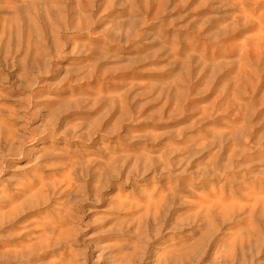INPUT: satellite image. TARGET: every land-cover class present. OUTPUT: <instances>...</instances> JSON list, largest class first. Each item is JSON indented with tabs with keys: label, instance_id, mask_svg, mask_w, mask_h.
Segmentation results:
<instances>
[{
	"label": "rangeland",
	"instance_id": "374dc122",
	"mask_svg": "<svg viewBox=\"0 0 264 264\" xmlns=\"http://www.w3.org/2000/svg\"><path fill=\"white\" fill-rule=\"evenodd\" d=\"M78 1L0 0V264H264V0Z\"/></svg>",
	"mask_w": 264,
	"mask_h": 264
},
{
	"label": "bare ground",
	"instance_id": "6f19581e",
	"mask_svg": "<svg viewBox=\"0 0 264 264\" xmlns=\"http://www.w3.org/2000/svg\"><path fill=\"white\" fill-rule=\"evenodd\" d=\"M49 1H50V0H49ZM51 1H52V0H51ZM240 1H241V0H239V2H240ZM83 2L88 3L87 0H79V1H78V4H77L76 7H78V6H79V7H80V6H83V4H84ZM262 2H263V1H262ZM263 4H264V3H263ZM252 5H253V4H252ZM86 6H88V5H86ZM86 6H85V7H86ZM257 6H258V5H257ZM20 8H22V7H20ZM81 8H82V7H81ZM1 9H2V7H1ZM1 9H0V11H2ZM8 9H9V8H8ZM263 9H264V6H263ZM4 10H5V9H4ZM11 10H12V9H11ZM246 10H247V9H246ZM246 10H244V11H246ZM7 11H8V10H7ZM76 11H77V10H76ZM258 11H260V10H258ZM0 13H1V12H0ZM10 13H11V12H10ZM255 13H256V12H255ZM242 14H243V13H242ZM260 14H261V13H260ZM77 15H78V14H77ZM262 15H263V14H262ZM262 15H261V16H262ZM242 18H243V17H242ZM245 18L247 19V17H245ZM38 19H39V18H38ZM257 20H258V19H257ZM262 20H264V19H262ZM261 23H263V22H261ZM261 23H260V24H261ZM261 25H262V24H261ZM261 28H262V30L264 29L263 26H261ZM260 32H262V31H260ZM260 32H258V33H260ZM260 34H261V33H260ZM259 36H260V35H258V37H259ZM263 36H264V35H263ZM247 37H248V36H247ZM262 39H263V38H262ZM262 41H263V40H262ZM239 45H240V44H239ZM257 45H258V44H257ZM251 48H252V47H251ZM255 48H257V47H255ZM246 49H247V48H246ZM240 55H241V54H240ZM243 56H244V55H242V57H243ZM261 59H262V58H261ZM253 62H254V61H253ZM256 62H257V61H256ZM245 65H246V64H245ZM245 69H246V68H245ZM75 101H76V100H75ZM67 103H68V102H67ZM104 103H105V102H104ZM60 106H61V105H60ZM93 106H94V105H93ZM94 107H95V106H94ZM110 109H111V108H110ZM122 110H123V109H122ZM104 114H107V113H104ZM121 114H122V113H121ZM109 115H110V114H109ZM100 116H101V115H100ZM103 116H104V115H103ZM107 116H108V115H107ZM123 117H124V116H123ZM117 118H119V117H117ZM123 119H124V118H123ZM99 120H100V118H99ZM119 124H120V123H119ZM107 126H108V125H107ZM101 128H102V127H101ZM7 135H8V134H7ZM89 136H90V135H89ZM90 137H91V136H90ZM3 138H4V139H3ZM3 138H2V137L0 138V145H1L2 149H4V151H6L7 153H9L10 155H7V154L5 155V152H4V154L2 155V158H1V159H3V160L1 161V165L4 164V162L6 161L5 164H6V166H7L8 164H10L9 161L6 160V159H7V156H14V154H17V155H18L19 152L22 151V149H19L20 146H21L19 143L14 142V141H15L14 137H13V138L11 137V139H9L10 137H9V136H8V137L6 136V137H3ZM13 140H14V141H13ZM16 145H17V149L15 148ZM5 158H6V159H5ZM124 162H125V161H124ZM114 164H115V163H114ZM112 165H113V164H112ZM216 167H217V166H216ZM1 168H2V170H3V167H2V166L0 167V170H1ZM91 168H92V167H91ZM118 168H119V167H118ZM144 168H145V167H144ZM225 168H226V167H225ZM120 169H121V168H120ZM214 169H215V168H214ZM214 169H213V170H214ZM2 170H1V171H2ZM121 170H122V169H121ZM210 171H212V170H210ZM2 172H3V171H2ZM2 172H1V173H2ZM214 172H215V171H214ZM1 173H0V174H1ZM208 173H209V172H208ZM208 173H206V174H208ZM212 173H213V172H212ZM212 173H211V174H212ZM129 174H130V173H129ZM206 174H204V175H206ZM209 174H210V173H209ZM215 174H216V173H215ZM217 174H218V173H217ZM104 176H105V175H104ZM218 176H219V175H218ZM102 179H103V178H102ZM97 180H98V179H97ZM170 188H171V187H170ZM44 190H45V189H44ZM169 190H170V189H169ZM171 190H172V189H171ZM41 192H42V194H40ZM55 192H56V191H55ZM169 193L173 194L174 192L172 193V192L169 191ZM37 194H38V193H37ZM37 194L35 195V196H37V197H35V198H40V197H41L40 199L44 198V200H46L47 197H48V195H50L51 193H48V192H47V193H45V192L43 193V190L41 191V189H40V191H39V194H40V195H37ZM53 194H54V193H53ZM174 194H175V193H174ZM174 194H173V197L176 199L177 196H175ZM177 194H178V193H177ZM41 195H43L44 197H42ZM166 195H167V194H166ZM166 195H165V196H166ZM165 196H163V199H164ZM221 196H222V195H221ZM166 197H167V196H166ZM159 198H160V197H159ZM170 198H172V197H170ZM32 199H34L33 196H32ZM40 199H39V200H40ZM221 199H222V198H221ZM165 200H168V199H165ZM171 200H173V199H171ZM176 200H177V199H176ZM176 200H175V201H176ZM41 201H42V200H41ZM46 201H47V200H46ZM48 201H49V200H48ZM160 201H161V200H160ZM175 201L173 200L172 203H174ZM214 201H215V200H214ZM33 202H34V201H33ZM36 202H37V201H36ZM164 202H165V201H164ZM168 202H169V201H168ZM217 202L219 203L218 200H217ZM227 202H228V201H227ZM37 203H38V202H37ZM39 203H40V201H39ZM46 203H47V202H46ZM220 203H221V202H220ZM30 204H31V203H30ZM165 204H167V203L165 202ZM221 204H222V203H221ZM221 204H220V205H221ZM223 204H224V202H223ZM173 205H174V204H173ZM221 206H222V205H221ZM160 207H161V206H160ZM165 207H166V206H165ZM165 207H164V208H165ZM223 207H224V206H223ZM225 207H227V206H225ZM228 207H229V205H228ZM202 208H203V207H202ZM232 208H233V207H232ZM240 208H241V207H240ZM206 209H207L208 211H209V210H213V209L208 208V207H207ZM206 209H205V211H207ZM227 209H228V208H227ZM230 209H231V208H230ZM233 209H234V208H233ZM243 209H244V208H243ZM14 210H15V209H14ZM163 210H164V209H163ZM203 210H204V209H203ZM157 211H159V209H158ZM208 211H207V213L210 214V212H211V214L208 215V214L206 213V214H207V215L205 214L206 216L203 215L206 219H205L204 217H202V219L204 218L205 222H206V220H208L207 218H208L209 216L211 217V215H214V214H213V213H214V210H213V213H212V211H209V212H208ZM238 211H239V210H238ZM262 211L264 212V210H262ZM160 212H161V211H160ZM202 212H203V211H202ZM225 212H226V211H225ZM231 212H232V211H231ZM198 213H201V212L199 211ZM204 213H205V212H204ZM233 213H234V212H233ZM220 214H221V213H220ZM163 216H164V215H163ZM190 216H191V215H190ZM195 216H196V215H195ZM195 216H192V217H195ZM198 216H200V215H198ZM198 216H196L197 219L200 218V217H198ZM207 216H208V217H207ZM214 216H215V215H214ZM218 216H219V215H217V213H216V216H215V217L218 218ZM226 216H227V215H226ZM221 217H222V216H221ZM228 217H229V216H228ZM219 218H220V217H219ZM219 218H218V219H219ZM223 218H225L224 215H223ZM223 218H222V219H223ZM229 218H230V217H229ZM197 219H194V223L196 222ZM202 219L200 218L199 220L202 222V221H203ZM209 219H210V218H209ZM213 219L216 220V218H213ZM218 219H217V220H218ZM226 219H227V218H226ZM188 220H190V219H188ZM229 220H230V219H229ZM153 221H154V220H153ZM183 222H184V221H183ZM208 222H210V220H209ZM213 222H214V221H213ZM164 223H165V222H164ZM184 223H186V222H184ZM188 223H189V221H188ZM139 224H140V223H139ZM200 224H201V223H200ZM200 224H199V225H200ZM203 224H204V222H203ZM209 224H210V223H209ZM189 225H190V224H189ZM204 225H205V224H204ZM216 225H217V224H216ZM184 226H185V225H184ZM195 226H196V225H195ZM201 226H202V225H201ZM211 226H212V224H211ZM45 227H46V229H45L44 235H46L45 237H47V235H48V237H47L48 239L46 238V239H47V242H46V243H48V241L53 242V240H54V241H55V245H51V243H50V244H48L49 246H48V245H46V247H45V246H41L40 249L37 250V249L39 248V246H40V245H39L38 248H37L36 250H35V249H33V250L30 249V250H32V251L29 250L30 252L28 251V253L33 254V253H35V251H36V253H40V251H43V252H41V254H42V255H45L47 251H50L49 249H51L52 246H53V247L58 246V245L64 243V241L68 239L67 236L69 235V234H68V233H69V232H68L69 230H68V231L65 230L66 228H64L63 224H61V223L58 224V223H56V222H54V223L51 222L50 224H48V225L45 226ZM178 227H179V226H178ZM187 227H188V225H187ZM205 227H207V226H205ZM183 228H184V227H183ZM208 228H209V227H208ZM141 229H142V227H141ZM250 229H251V228H250ZM171 230H172V229H171ZM202 233H203V232H202ZM202 237H203V236H202ZM203 238H204V237H203ZM56 241L58 242L57 244H56ZM34 247H35V246H34ZM34 247H32V248H34ZM35 248H36V247H35ZM52 249H53V248H52ZM48 253H49V252H48Z\"/></svg>",
	"mask_w": 264,
	"mask_h": 264
}]
</instances>
